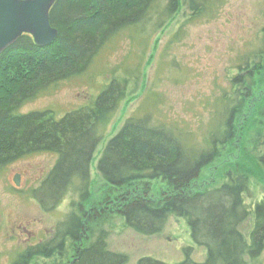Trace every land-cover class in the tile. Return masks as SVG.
<instances>
[{
  "label": "trees",
  "instance_id": "trees-1",
  "mask_svg": "<svg viewBox=\"0 0 264 264\" xmlns=\"http://www.w3.org/2000/svg\"><path fill=\"white\" fill-rule=\"evenodd\" d=\"M158 1L56 0L50 22L58 35L52 44L39 46L24 33L0 53V170L30 154L54 153L56 161L40 185L31 189L32 196L50 213L68 196L77 195L52 236L22 249L8 264H33L35 259L44 264H125L128 256L108 244L104 225L112 213L122 216L125 227L146 236L162 232L171 215L186 219L195 244L206 251L198 262L192 259L193 247L187 246L185 258L176 263L144 256L136 264H264V196L248 202L251 178L227 167L221 180L213 176L198 183L236 134L243 97L250 96L264 68V34L262 46L243 57L244 65L232 79L233 94L240 100L233 102L224 95L223 115L201 148L144 116L127 118L100 149L130 94L125 77L113 76L92 103L60 118L51 110L21 112L41 92L87 72L112 38L148 22ZM210 1L188 0L189 18L203 14ZM179 6L180 0L165 4L159 27L175 16ZM252 144L264 171V121ZM98 148L96 168L107 194L87 210L93 203L91 164ZM159 188L161 195L156 196Z\"/></svg>",
  "mask_w": 264,
  "mask_h": 264
},
{
  "label": "rangeland",
  "instance_id": "rangeland-1",
  "mask_svg": "<svg viewBox=\"0 0 264 264\" xmlns=\"http://www.w3.org/2000/svg\"><path fill=\"white\" fill-rule=\"evenodd\" d=\"M168 1L155 4L148 22L124 29L112 38L87 72L41 92L21 112L51 110L60 118L92 103L113 76L125 77L130 94L108 127L100 149L127 118L144 116L174 131L188 145L204 147L205 138L223 115L224 95L233 102L241 98L234 96L231 83L238 66L244 65L243 57L262 46L264 0H211L209 8L194 19L189 18L188 0H180L175 16L159 27L158 16ZM254 84L250 96L243 97L235 136L205 168L198 182L203 185L213 176L221 180L227 167H236L251 178L249 203L264 196V171L255 159L252 144V136L264 121V68ZM99 148L91 164L93 203L87 210L107 194L96 168ZM56 157L54 153H34L0 170V264L10 263L22 249L50 238L57 223L68 214L72 198H77L70 195L47 213L32 196L31 189L40 185ZM17 175L19 185L14 182ZM159 191L154 192L156 196L161 195ZM168 219L162 232L146 236L125 227L120 214H109L104 225L108 244L128 256L125 264H136L144 256L176 263L185 258L183 249L187 246L194 249L193 260L203 261L206 251L195 244L186 219L176 215ZM261 259L264 263V253ZM33 264H44V260L35 259Z\"/></svg>",
  "mask_w": 264,
  "mask_h": 264
},
{
  "label": "water",
  "instance_id": "water-1",
  "mask_svg": "<svg viewBox=\"0 0 264 264\" xmlns=\"http://www.w3.org/2000/svg\"><path fill=\"white\" fill-rule=\"evenodd\" d=\"M56 0H0V53L24 33L42 47L52 44L58 29L51 26L50 10ZM14 182L20 184L19 176Z\"/></svg>",
  "mask_w": 264,
  "mask_h": 264
}]
</instances>
